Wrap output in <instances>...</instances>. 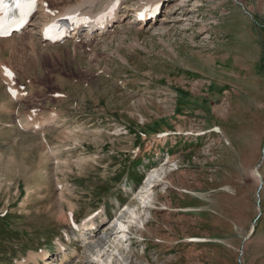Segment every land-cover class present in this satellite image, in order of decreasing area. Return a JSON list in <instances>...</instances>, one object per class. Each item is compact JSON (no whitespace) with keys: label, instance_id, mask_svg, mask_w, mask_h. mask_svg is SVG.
I'll list each match as a JSON object with an SVG mask.
<instances>
[{"label":"rangeland","instance_id":"1","mask_svg":"<svg viewBox=\"0 0 264 264\" xmlns=\"http://www.w3.org/2000/svg\"><path fill=\"white\" fill-rule=\"evenodd\" d=\"M38 1L43 26L78 0ZM176 1L143 29L125 0L101 37L0 36V264H264V0Z\"/></svg>","mask_w":264,"mask_h":264},{"label":"bare ground","instance_id":"2","mask_svg":"<svg viewBox=\"0 0 264 264\" xmlns=\"http://www.w3.org/2000/svg\"><path fill=\"white\" fill-rule=\"evenodd\" d=\"M102 0H78L76 2L75 5L71 6V7H65V9L61 12H59L58 14H56L52 21H50V23H47L46 24V21L45 20V24L46 25H43L44 23L40 24V22L38 24H40L42 26V28L40 29L41 33V37L43 38L45 35V28L49 25H51L56 19H59V18H63V17H74L77 22L76 24L74 25V29L70 35L71 38H80V37H83V38H93V37H101V36H104L106 35L107 33H111L112 30V26L114 24H119L121 25L120 22L124 21L125 18H123V16L125 14H127L128 16V12L130 11L129 8H127V3H125V0H107L105 3L106 5L103 4L104 8L100 11H97L96 13H94V10H96L97 8V4H99V2L101 3ZM163 1H167V0H141L140 3L134 5L135 9H133V16L134 18L128 22L129 24L132 23V25L134 26H137L139 29H143L147 24L143 23V19H145L146 21L148 20V18H155V23H158L159 22H162L159 17V13H160V6L163 4L162 2ZM176 2H178L177 4L179 6H184V3H185V0H177ZM87 3V5H86ZM113 3H116V7L108 14V15H102L103 13H107L108 12V9L113 5ZM37 4H40L39 6H43L41 5V1H38ZM44 4V3H43ZM122 4V6H121ZM135 4V3H134ZM64 5V4H63ZM85 5V6H84ZM45 6V5H44ZM43 6V7H44ZM145 6H151V11L148 12V13H145L144 15H140V13L144 10ZM169 7H171V4L167 5L166 8H165V11L167 9H169ZM40 8V7H39ZM123 9V10H122ZM54 10V9H53ZM170 10V9H169ZM40 11L42 12V8H40ZM124 11V12H123ZM44 12V11H43ZM164 12V11H163ZM38 14V13H37ZM43 14V13H41ZM47 14V13H46ZM1 15V13H0ZM39 15V14H38ZM44 16H46L45 14H43ZM52 15V14H51ZM54 15V14H53ZM42 17V16H41ZM98 17H100L98 19ZM47 18V17H46ZM45 18V19H46ZM51 19V17L49 18ZM41 20V18H40ZM188 20V19H186ZM48 22V21H47ZM148 22V21H147ZM150 22V21H149ZM148 22V24H149ZM37 19H32L30 21V19L27 21L26 25L21 27L20 30H26V29H29V30H32L34 29V27H36L37 25ZM38 25V26H40ZM150 26H153L151 23L149 24ZM155 26V25H154ZM33 27V28H32ZM92 28H94V31L92 30ZM38 29V28H37ZM79 29L82 30V33L81 35L79 36H76L77 33H79ZM39 30V29H38ZM84 30V31H83ZM27 31V30H26ZM32 32V31H31ZM30 32V33H31ZM20 33V32H19ZM33 33V32H32ZM17 34V33H16ZM17 36V35H16ZM7 38V37H6ZM4 39V38H3ZM5 40V39H4ZM3 40V41H4ZM11 41V40H9ZM7 42V40H6ZM33 42V41H32ZM13 43V42H12ZM8 44V43H7ZM8 45H6L7 47ZM10 48V47H9ZM8 49V48H7ZM11 51V50H10ZM11 64V63H10ZM13 65V64H12ZM1 68V67H0ZM3 70V69H2ZM1 72V71H0ZM3 74V72H2ZM5 80V79H4ZM6 81V80H5ZM11 84V83H10ZM9 85V83H8ZM8 85H7V88H8ZM12 86V84H11ZM16 88V87H15ZM9 89V88H8ZM17 96V95H16ZM17 99V98H16ZM51 117V116H50ZM52 121V120H51ZM48 124V121L46 120H34V121H31L29 123L26 124V127L27 128H32V129H35V128H39V127H42L44 125ZM22 126V125H21ZM24 126V125H23ZM153 173V172H152ZM155 174V173H154ZM154 174H151L148 178V181H149V186L146 187V185L144 186L145 188V192L144 194L141 196V200L142 202L141 203H145L147 201H150L149 199L151 198V195H150V186L152 185L150 182L154 181ZM147 200V201H146ZM147 203H152L151 202H147ZM129 214V218L132 220L133 219V216L135 218V216L137 215V212L134 211L133 209H129L128 212ZM137 217V216H136ZM130 221V220H129ZM133 222V221H132ZM94 220L92 219L91 222H90V225H91V229H93L95 226H94ZM86 225L85 223H81L79 224L78 226H74L75 229L77 230L78 234H82L81 235V239H84V238H88L93 236V234L90 232L89 234H87L86 236L83 237L84 234H86L87 230L83 229V227L86 228ZM88 227V226H87ZM116 227L119 228V233H120V237L117 238L119 243L122 244V242H125L127 241V238L125 237V233L127 232V229L125 230V233H124V229L128 227V225L123 222L121 219H116ZM89 227L87 229H90ZM90 229V230H91ZM85 232V233H84ZM83 237V238H82ZM86 238V239H87ZM121 238V239H120ZM125 239V240H124ZM98 252L100 253V249L98 250ZM106 254V253H105ZM65 255V254H64ZM97 260L96 261H99L101 264H109V262L111 261V256L110 254L107 253V255L105 256V259H102L101 258V255L98 254L96 257H95ZM43 260H45L43 262V264H49L48 263V258H43ZM46 262V263H45ZM20 264H26V263H20Z\"/></svg>","mask_w":264,"mask_h":264},{"label":"snow or ice","instance_id":"3","mask_svg":"<svg viewBox=\"0 0 264 264\" xmlns=\"http://www.w3.org/2000/svg\"><path fill=\"white\" fill-rule=\"evenodd\" d=\"M36 0H13V7L17 9L20 13L19 20L17 21V26L23 24L25 22V17L30 14V12L35 7ZM116 7V3L108 9L107 13H103L102 15H108L114 8ZM6 11H11V8L6 3V0H0V13H4ZM151 11V6H145L144 10L140 13V15H144ZM100 17H98L99 19ZM72 19V17H69ZM56 27L55 22L53 24L47 26L45 28V35L48 36L49 33ZM8 34L7 30L4 28L3 24L0 23V35ZM52 38V37H49ZM7 75L11 76V73L5 69Z\"/></svg>","mask_w":264,"mask_h":264},{"label":"water","instance_id":"4","mask_svg":"<svg viewBox=\"0 0 264 264\" xmlns=\"http://www.w3.org/2000/svg\"><path fill=\"white\" fill-rule=\"evenodd\" d=\"M60 28H61V25L55 27V28H54V31H58V30H60Z\"/></svg>","mask_w":264,"mask_h":264}]
</instances>
